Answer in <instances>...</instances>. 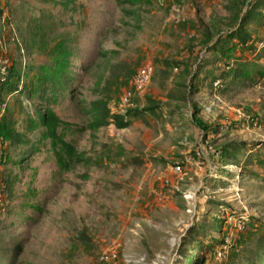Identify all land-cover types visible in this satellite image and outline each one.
<instances>
[{"label": "rangeland", "instance_id": "374dc122", "mask_svg": "<svg viewBox=\"0 0 264 264\" xmlns=\"http://www.w3.org/2000/svg\"><path fill=\"white\" fill-rule=\"evenodd\" d=\"M259 1L0 0V121L19 135L0 136V264H97L111 249L118 264H211L231 236L222 264L264 262V20L247 26L254 54L209 52ZM239 54L253 73L228 79ZM145 64L129 126L92 128L90 107L118 112ZM29 105L69 123L90 164L59 171Z\"/></svg>", "mask_w": 264, "mask_h": 264}, {"label": "trees", "instance_id": "16d2710c", "mask_svg": "<svg viewBox=\"0 0 264 264\" xmlns=\"http://www.w3.org/2000/svg\"><path fill=\"white\" fill-rule=\"evenodd\" d=\"M72 3H74V0H63V2L60 4L63 7H67ZM255 4V2L252 3L250 10L247 11L242 17L237 15L232 18L231 25L233 26L236 23L237 25L230 28L226 40H221L214 47H210V53H212L213 55L219 54V58H223L224 60V57H227L228 54L230 55V52L232 51V45L228 43L230 41H235L237 48H240L242 51L246 50L254 54V52L257 50L258 41H255V37H253V35L248 31L247 26L250 23L260 22L264 20V5L262 1H259L258 5ZM235 56V65L232 67V69H229L232 70V73L230 75L228 73V79L232 78L233 80V78H235L236 80H238L241 78H249L253 73L252 65L248 62L241 61L243 55L239 54ZM224 62L225 64L229 65L228 61ZM62 73L63 71L60 75H62ZM50 80L55 83V79ZM3 85L4 83L0 85V90L3 89ZM12 90L16 89H9L10 92ZM38 91V88H36V90H34L30 94L36 93ZM28 109V113L30 115V117L28 116V121L31 124L32 128L39 129L41 138L48 141L50 151L52 152L59 171L68 172L74 170L80 164H90L87 159H83V157L78 153L76 148L70 142L64 140V138L62 137L61 131L70 128L69 123L61 120L50 107L37 109L36 119H33V112L30 108V105ZM150 111L154 112L155 109L151 108ZM89 113H91V115L93 116L92 128H99L108 124H112L118 129H123L129 126L130 117L134 118L137 116V111L134 109L127 110L125 113H121L120 111L111 113L106 104H101L99 102L94 103L90 107ZM197 125L199 124L197 123ZM0 136L8 141H11L13 137H17L19 135L13 133L10 121L8 122L6 118H3L0 121ZM25 143L27 142L25 141ZM229 147L232 148L231 145H229ZM229 147H226L222 151L220 150V157L222 159L232 157L233 160H235V158H237V154L235 152H230ZM241 147L236 146L234 147V150L239 151ZM204 262V259L197 258L192 260L191 264H204ZM259 264H264V262L259 261Z\"/></svg>", "mask_w": 264, "mask_h": 264}, {"label": "built area", "instance_id": "2783aa9c", "mask_svg": "<svg viewBox=\"0 0 264 264\" xmlns=\"http://www.w3.org/2000/svg\"><path fill=\"white\" fill-rule=\"evenodd\" d=\"M1 45V41H0ZM261 45L263 43L261 42ZM8 68L9 62L3 56L0 55V85L5 83L6 78L8 76ZM153 74V67L150 64H145L141 66L133 76L132 79V90L126 91L123 93L120 99V112L125 113L127 109H131L134 107L133 98L135 94L142 93L147 84L149 83ZM219 85V81L215 86ZM176 171H180L179 168ZM233 241V236L230 237V241H226V243L217 250L215 259L211 264H222L226 255L228 253V245ZM97 264H118V255L117 252L113 249L103 252L100 257L98 258Z\"/></svg>", "mask_w": 264, "mask_h": 264}]
</instances>
